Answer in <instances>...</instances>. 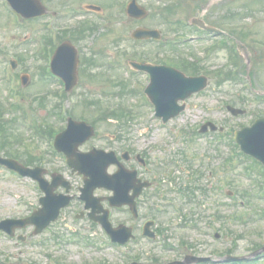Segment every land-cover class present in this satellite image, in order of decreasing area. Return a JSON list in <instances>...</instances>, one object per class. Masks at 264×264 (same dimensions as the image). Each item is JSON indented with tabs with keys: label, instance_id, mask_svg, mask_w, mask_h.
<instances>
[{
	"label": "rangeland",
	"instance_id": "1",
	"mask_svg": "<svg viewBox=\"0 0 264 264\" xmlns=\"http://www.w3.org/2000/svg\"><path fill=\"white\" fill-rule=\"evenodd\" d=\"M41 1L49 14L28 22L11 15L5 0H0V106L4 120H11L5 131L9 134L8 147H14L22 160L42 158L43 166L50 173L60 172L73 184H83L80 177L71 175L61 156L52 154L48 140L37 136L30 126L48 124L57 130L63 127L55 108V104L59 103L55 93L61 94L62 90L58 82L47 79L43 74V69L49 64L43 55H39L42 38L49 34L47 28L56 33L82 22H96L94 31L74 42L81 59L94 57L95 64L88 70L89 76L85 73L84 61L80 64L79 85L64 98L67 100L66 109H72L73 118L84 117L90 123L106 109L126 108L127 116L131 115L130 112L135 116L134 121L127 125L114 118L101 122L95 120L96 135L84 144L81 151L88 152L93 148L107 152L113 150L120 156L133 150L142 158L148 157L158 174L154 178L164 185L160 188L165 194L163 201L157 199L158 196L152 199L142 197L139 200L142 220L130 219L126 211L114 212L111 220L114 225L123 223L138 227L147 217L158 218L159 243L150 242L138 233L136 242L116 248L101 229L92 228L86 220L74 223L70 218L52 225L39 236H34L32 228L19 231L17 235H24L27 238L25 242L0 232V261L6 264H130L136 257V261L147 264H168L182 261L188 254L211 257L214 261L221 260L231 251L234 256L248 257L256 246L263 247L264 200L258 195L261 180L264 179L261 173L264 172L257 163L242 155L239 148H233L232 137L226 132L234 130L230 132L233 134L242 127L252 125L257 118L264 117V99L257 98V91H264V2L246 0L243 5H250V11L244 6L236 11L241 9V2L235 5L224 3L204 13L200 9L204 0H184L171 18L186 23L206 14L207 21L213 26L220 29L223 26L221 30L225 31L231 27L230 30L237 33L236 38L241 36L246 39L248 61L235 56L229 47L221 46L209 51L212 44L220 39L179 43L174 50L167 45L164 50H159L161 47L154 42L139 43L131 38L132 31L140 26L159 29L163 41L172 44L196 35L190 29H182L179 35L176 34L172 31L175 24L165 21L162 15L167 5L179 0H138L149 10V17L138 23L124 15L129 0ZM110 1L114 2L112 8L107 5ZM90 3L102 7L103 15L85 14L84 6ZM248 13L257 17L254 22L247 16ZM233 14L236 17L230 18ZM238 14L242 16L239 18ZM229 46L233 48L235 45L232 43ZM176 51L193 63L189 67L190 72L195 71V74H203L209 79V86L187 100L186 110L164 125L156 119L152 105L148 102L147 106L142 99V93L149 84L148 77L125 72L122 63H129L143 55H148L149 59L158 57L157 54H160L159 58H167ZM18 55L23 56L24 61H19ZM192 56L197 60L193 61L195 58ZM11 60L18 62L15 71L21 92L18 98L13 96L14 92L17 95V90L12 88L11 79L7 78L12 74L4 72L10 69ZM232 71L237 78L230 73ZM219 72H225L226 78L221 79ZM22 74L30 77L25 87L20 82ZM249 79L255 84L254 90L250 88ZM123 85L124 94L120 92ZM21 98L22 105L12 110L11 105L17 104ZM90 100L95 102L94 105H87ZM228 105L244 109L247 113L234 117L227 111ZM207 121L226 128V131L220 138L215 134L201 138L198 131ZM4 138L1 132L0 144ZM0 153L4 155L3 151ZM132 164L139 167L137 161ZM247 165L252 169L249 170ZM114 171L115 167L109 170L110 173ZM150 176L145 175L148 179L153 177ZM174 186L175 189L170 191ZM190 186L197 187L192 203L187 201V195L191 193L187 190L183 193ZM227 192H232V195ZM37 198L38 193L31 180L0 169V221L9 217H27L36 206ZM153 200L154 205H149ZM172 203L177 207L184 206L186 215L180 217L183 213L179 214ZM158 204L167 206V212L157 214ZM74 230L77 233L73 234ZM216 233L221 235L220 238H215ZM80 234L89 240L90 245L79 241ZM95 244L100 250L95 249ZM260 262L264 264V259Z\"/></svg>",
	"mask_w": 264,
	"mask_h": 264
},
{
	"label": "water",
	"instance_id": "2",
	"mask_svg": "<svg viewBox=\"0 0 264 264\" xmlns=\"http://www.w3.org/2000/svg\"><path fill=\"white\" fill-rule=\"evenodd\" d=\"M13 6L19 11L21 15H23L25 18H34L37 16H41L45 14V9L41 5V3L38 0H11ZM129 12L131 15L140 17L142 14L140 9H137L136 5H132L129 9ZM136 38H151L155 37L158 38L157 32H150V31H137L135 33ZM77 53L76 51H71L66 45L59 49L56 58L55 63L58 67V74H60L69 84V89L74 87L76 85L77 81V73L70 74L69 71H61L62 65L69 62L73 56L76 57ZM168 74H162L159 72L158 69L152 68V85L147 90L148 94L151 96L153 102L157 105V110L159 116H163L164 120L167 121L170 117L177 115L180 111L184 109V107L178 106L179 100H185L188 98L192 93L200 91L205 87V79H190L185 78L181 73H176L169 69ZM234 114H238L240 112L233 110ZM82 127L85 129L84 136L80 138H76L77 136H80L81 133H83V130H80L79 128ZM213 129L214 126H213ZM93 133V130L91 128H87L86 125L81 124H75L72 123L69 131L67 133L63 134L60 139H67L74 143V145H79V143L87 139L91 134ZM237 138H239V141L241 142L243 149L257 157L259 160L264 162V119L258 120L252 128L244 129L241 132L237 133ZM68 154L70 158L76 156L75 154V146L71 147L70 151H68ZM91 156V155H90ZM1 163H5L6 165L16 168L19 171H22L24 173H30L21 166L15 165L12 161L8 160H2L0 159ZM79 164L81 165L80 161ZM109 163H106L104 166L99 168V171L92 174L91 168H81V170L86 173L87 175L91 176V180L87 181V184H116L115 177H110L106 174V168L108 167ZM80 168V167H78ZM34 173V172H32ZM115 199H112V204H115ZM119 205V204H117ZM49 209V208H47ZM107 215L104 218V227L107 228V230L111 233L112 237L120 242L125 243L129 237H130V230L121 228L120 230H112L109 222L107 221ZM55 217H53L52 220H54ZM26 222L30 223H36L34 217L27 221H13L8 222L12 224L17 225H24ZM49 223L46 222L43 224L45 227ZM192 261H197L196 259H192ZM204 261V260H200Z\"/></svg>",
	"mask_w": 264,
	"mask_h": 264
},
{
	"label": "flooded vegetation",
	"instance_id": "3",
	"mask_svg": "<svg viewBox=\"0 0 264 264\" xmlns=\"http://www.w3.org/2000/svg\"><path fill=\"white\" fill-rule=\"evenodd\" d=\"M131 156H132V155H131ZM131 156H130V161H131V160H134V158L131 157ZM129 168H134V166H129ZM141 176H142V174H141ZM154 184H155V183H154ZM155 185L157 186V185H159V184H155ZM73 191H74V186L71 185V192L73 193ZM98 191L103 192L102 190H98ZM98 191H97V192H98ZM63 192H64L63 189H58V190H57V193H63ZM105 193H106V192H105ZM144 193H145V192H144ZM73 195H74V197L76 198L75 201H74V204H75V203H77V204H82V203H80V201L77 199V196H76L75 191H74ZM81 212H82V211H81Z\"/></svg>",
	"mask_w": 264,
	"mask_h": 264
}]
</instances>
